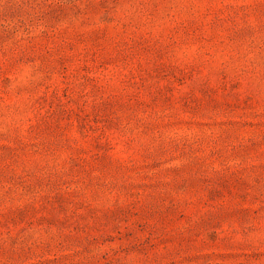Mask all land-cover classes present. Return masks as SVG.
<instances>
[{
	"label": "rangeland",
	"instance_id": "rangeland-1",
	"mask_svg": "<svg viewBox=\"0 0 264 264\" xmlns=\"http://www.w3.org/2000/svg\"><path fill=\"white\" fill-rule=\"evenodd\" d=\"M0 264H264V0H0Z\"/></svg>",
	"mask_w": 264,
	"mask_h": 264
}]
</instances>
